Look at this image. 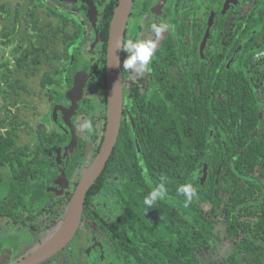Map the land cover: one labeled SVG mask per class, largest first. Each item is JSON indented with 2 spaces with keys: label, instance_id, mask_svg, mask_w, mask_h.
Segmentation results:
<instances>
[{
  "label": "flooded vegetation",
  "instance_id": "af4514ba",
  "mask_svg": "<svg viewBox=\"0 0 264 264\" xmlns=\"http://www.w3.org/2000/svg\"><path fill=\"white\" fill-rule=\"evenodd\" d=\"M117 3L0 0V264L25 262L56 234L81 175L98 153L106 108L97 68L106 58L103 27ZM161 20L172 28L158 41L149 73L125 70L127 54L121 51L120 131L134 137L145 179L142 125L158 99L168 100L174 91L204 100L211 56L220 69L227 44V66L236 65L247 47L246 71L255 76L264 103V56L257 57L264 52V0H133L123 41L156 39L151 24ZM76 78L84 80L80 96L71 92ZM81 117L93 121L95 130L86 137L78 128ZM126 183L120 172H109L104 189L86 195L72 240L37 264L135 263L136 257L115 254L123 252L127 230Z\"/></svg>",
  "mask_w": 264,
  "mask_h": 264
},
{
  "label": "trees",
  "instance_id": "16d2710c",
  "mask_svg": "<svg viewBox=\"0 0 264 264\" xmlns=\"http://www.w3.org/2000/svg\"><path fill=\"white\" fill-rule=\"evenodd\" d=\"M108 12L105 53L112 10ZM229 48L227 44L222 50L220 69L211 56L204 100L175 91L168 100L158 99L139 135L147 179L140 171L134 137L122 128L106 168L88 193L103 190L109 172L126 177L127 230L123 252L115 254L136 261L125 264H264V103L255 76L246 71L247 47L236 65L227 66ZM105 63L106 58L96 77L104 108ZM83 109L91 112L90 105ZM101 141L102 136L95 153ZM162 176L168 196L148 208L144 197ZM184 183L198 190L188 207L176 191ZM205 253H214L216 261H202Z\"/></svg>",
  "mask_w": 264,
  "mask_h": 264
},
{
  "label": "water",
  "instance_id": "95a60500",
  "mask_svg": "<svg viewBox=\"0 0 264 264\" xmlns=\"http://www.w3.org/2000/svg\"><path fill=\"white\" fill-rule=\"evenodd\" d=\"M133 0H118L108 31L106 48V123L103 140L97 155L84 170L67 206L65 216L56 234L29 259L21 264H37L48 259L68 245L81 223L86 195L103 173L117 144L121 127V109L123 98V80L121 73V51L118 43L123 42L127 17ZM84 80L75 79L72 93L81 95ZM81 97L78 98L77 103ZM206 166L203 168L201 182L206 178Z\"/></svg>",
  "mask_w": 264,
  "mask_h": 264
},
{
  "label": "clouds",
  "instance_id": "9594fccd",
  "mask_svg": "<svg viewBox=\"0 0 264 264\" xmlns=\"http://www.w3.org/2000/svg\"><path fill=\"white\" fill-rule=\"evenodd\" d=\"M171 28L172 25L167 21L161 20L158 24H151V31L155 34L156 39L129 38L126 41L119 42L118 48L127 54L123 61V68L138 76L149 73L151 71L150 63L156 54L158 41ZM259 56H264V52H258L257 57ZM80 130L93 133L95 129L92 119L83 120L80 124ZM166 180L167 178L162 176L160 182L144 197L143 203L145 206L151 208L157 201L164 200L168 196ZM176 191L178 195H182L185 198L184 207L190 206L193 200L197 198L198 190L192 183H184L178 186Z\"/></svg>",
  "mask_w": 264,
  "mask_h": 264
},
{
  "label": "rangeland",
  "instance_id": "374dc122",
  "mask_svg": "<svg viewBox=\"0 0 264 264\" xmlns=\"http://www.w3.org/2000/svg\"><path fill=\"white\" fill-rule=\"evenodd\" d=\"M1 47V45H0ZM264 87H262L263 89ZM83 120H85L83 117L79 118L78 120V128L80 129V124L83 122ZM82 137H86V131H83V133L80 134ZM214 254V253H213ZM212 253H205V254H201V258L202 261L204 262H215L216 261V257L213 255Z\"/></svg>",
  "mask_w": 264,
  "mask_h": 264
},
{
  "label": "crops",
  "instance_id": "0c3cea01",
  "mask_svg": "<svg viewBox=\"0 0 264 264\" xmlns=\"http://www.w3.org/2000/svg\"><path fill=\"white\" fill-rule=\"evenodd\" d=\"M264 118V117H263ZM264 120V119H263Z\"/></svg>",
  "mask_w": 264,
  "mask_h": 264
}]
</instances>
